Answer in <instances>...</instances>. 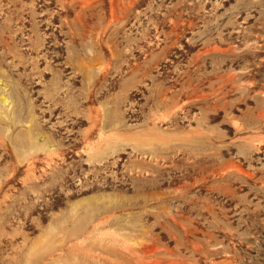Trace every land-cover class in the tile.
<instances>
[{"label": "rangeland", "instance_id": "rangeland-1", "mask_svg": "<svg viewBox=\"0 0 264 264\" xmlns=\"http://www.w3.org/2000/svg\"><path fill=\"white\" fill-rule=\"evenodd\" d=\"M83 1L0 0V264H264V0Z\"/></svg>", "mask_w": 264, "mask_h": 264}, {"label": "bare ground", "instance_id": "bare-ground-1", "mask_svg": "<svg viewBox=\"0 0 264 264\" xmlns=\"http://www.w3.org/2000/svg\"><path fill=\"white\" fill-rule=\"evenodd\" d=\"M62 1V3L63 4H66V2L68 1V0H61ZM76 1H78V0H70V3L71 4H73V3H75ZM81 1H83V0H81ZM90 1V0H89ZM117 1V0H116ZM115 1V2H116ZM84 2V1H83ZM97 3V2H96ZM95 4V3H94ZM116 4V3H115ZM122 4V3H121ZM129 4V3H128ZM131 4V3H130ZM62 5V4H61ZM63 6V5H62ZM79 6V5H78ZM91 5H87V7H90ZM111 6V5H110ZM82 7V6H81ZM118 7V6H117ZM114 8V7H113ZM126 8V7H125ZM124 8V9H125ZM119 9V8H118ZM120 11V10H119ZM114 12V11H113ZM119 13V12H118ZM78 14V13H77ZM117 15V14H116ZM121 16V15H120ZM116 17V16H115ZM78 19V18H77ZM79 20V19H78ZM79 22H80V20H79ZM187 94V93H186ZM12 99V98H11ZM163 99V98H162ZM162 99H159V101L160 100H162ZM164 99H166L165 97H164ZM167 100V99H166ZM166 100H164V101H166ZM158 101V102H159ZM163 101V100H162ZM161 101V102H162ZM171 101V100H170ZM169 101V102H170ZM0 102H1V104H2V106H5V107H7V106H9V101H8V99L5 97V96H1L0 97ZM168 102V101H167ZM164 103V102H163ZM171 103V102H170ZM161 104V103H160ZM169 104V103H168ZM167 104V105H168ZM93 214V213H92ZM90 218V217H89ZM89 218H88V220H89ZM108 218L109 217H103V215H102V213H98L97 215H96V217H91V225H90V227L88 228V231H86L87 232V235H88V238H90V236H91V238H94V237H96L94 234L95 233H97V232H99V231H101L103 228H104V225L108 222ZM87 220V221H88ZM88 223H89V221H88ZM126 223H124V224H122V225H125ZM117 225V224H116ZM121 225V226H122ZM127 225V224H126ZM125 225V226H126ZM131 225H134V224H131ZM130 225V226H131ZM89 226V225H88ZM119 226V225H118ZM137 226V225H136ZM127 228L125 229V230H129L130 231V229H132V228H128L129 226H126ZM119 228V227H118ZM123 229L125 228V227H122ZM78 230V229H77ZM120 230V229H119ZM84 231V230H83ZM82 231V232H83ZM132 231V230H131ZM78 232H80V231H78ZM133 232V231H132ZM71 233V232H70ZM81 233V232H80ZM130 233V232H129ZM128 233V234H129ZM139 233H141V232H139ZM79 234V233H78ZM131 234V233H130ZM142 234V233H141ZM83 235V234H82ZM93 235H94V237H93ZM74 237H76V236H74ZM79 237V236H78ZM83 237V236H82ZM87 237V236H86ZM100 237V236H99ZM114 237V236H113ZM128 237V236H127ZM130 237V236H129ZM132 237V236H131ZM143 237V236H142ZM72 238V237H71ZM104 238V237H103ZM122 238V237H121ZM139 238H141V237H139ZM70 239V238H69ZM83 239H85V238H83ZM106 239V238H105ZM102 240V236L100 237V240L98 239V240H96V239H93L98 245H100V246H102L103 247V249H105V250H107V251H114L115 250V244H116V241L115 240H117L116 238H115V240L114 239H111V240H109L108 239V241H106V240ZM120 239V238H119ZM126 239V238H125ZM129 239V238H128ZM142 239V238H141ZM146 239V238H145ZM121 240V239H120ZM72 241V240H71ZM122 241V240H121ZM127 241H129V240H127ZM127 241H125V243H127ZM79 242V241H78ZM119 242V241H118ZM117 242V243H118ZM123 242V241H122ZM121 242V243H122ZM120 243V242H119ZM120 243V244H121ZM123 244V243H122ZM82 245V244H81ZM118 245V244H117ZM135 245V244H134ZM139 245V244H138ZM83 246V245H82ZM119 246H122V245H119ZM90 247H91V245H90ZM93 248V247H92ZM122 248H123V246H122ZM91 249V248H90ZM126 249V248H125ZM94 250H96V249H94ZM98 250V249H97ZM127 250V249H126ZM129 250V249H128ZM138 250V249H137ZM88 251H90V250H88ZM100 252H102V251H100ZM85 253V252H84ZM121 253V252H120ZM90 254V253H89ZM99 254V253H98ZM103 254H104V252H103ZM133 254V253H132ZM97 255V254H96ZM106 255V254H105ZM110 257V256H109ZM113 257V256H112ZM111 257V258H112ZM91 259V258H90ZM96 259V258H95ZM95 259H93V260H95ZM97 260V259H96ZM100 261V260H99ZM101 264V263H100ZM116 264V263H115Z\"/></svg>", "mask_w": 264, "mask_h": 264}]
</instances>
